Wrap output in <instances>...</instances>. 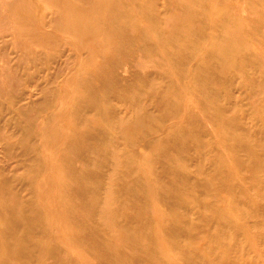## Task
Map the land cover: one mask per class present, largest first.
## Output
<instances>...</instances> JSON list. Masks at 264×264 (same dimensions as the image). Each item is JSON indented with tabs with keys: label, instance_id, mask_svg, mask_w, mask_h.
<instances>
[{
	"label": "rangeland",
	"instance_id": "rangeland-1",
	"mask_svg": "<svg viewBox=\"0 0 264 264\" xmlns=\"http://www.w3.org/2000/svg\"><path fill=\"white\" fill-rule=\"evenodd\" d=\"M149 1L135 10L143 18L137 17L130 41L110 40L96 6L74 3L99 24L92 37L80 29L72 35L93 54L77 57L65 44L22 39L51 60L41 59L35 68L24 59L17 84L6 78L8 87L0 90V264H69L70 254L82 258L80 264H165V253L183 256L182 196L199 184L220 182L219 157L238 153L227 148L226 136L247 130L257 99L248 84L237 88L228 78L242 75L243 67L264 90V0ZM42 5L51 7L47 0H0V13L23 33ZM23 12L29 13L26 25L13 19ZM58 34L69 36L64 29ZM14 56H8L13 68ZM25 67H32L31 79ZM226 105L243 110L245 128L227 121L219 130L223 125L213 117L225 118L219 111ZM227 115L234 121L233 113ZM86 126L98 135L85 134ZM242 155L240 163L221 160L223 166L255 165ZM186 177L195 187H186ZM192 201L199 207L205 202ZM206 212L212 218L214 210ZM234 217L239 220V213ZM211 218H197L199 231L206 253L221 264L231 249ZM156 235L167 252L153 241Z\"/></svg>",
	"mask_w": 264,
	"mask_h": 264
},
{
	"label": "bare ground",
	"instance_id": "bare-ground-1",
	"mask_svg": "<svg viewBox=\"0 0 264 264\" xmlns=\"http://www.w3.org/2000/svg\"><path fill=\"white\" fill-rule=\"evenodd\" d=\"M47 1L51 4V7L43 5L39 7L37 6L33 13L35 18L33 16V23L31 25L32 29L25 30L26 32L23 33L19 30L13 29L11 26H8L7 16L5 13H0V57H3L6 62L9 60V63H6L5 66L0 64V80H2L0 90L2 89L5 91L8 87L9 82L6 78L12 79L11 81L14 84H17V71L18 68L22 67V65H19L24 61V59H28L30 61L33 60L35 68L40 66L41 59H46L47 61L51 60L47 51L30 48V46L25 44L22 39H24V41L27 39H32L33 41H35V39H42L46 42V44H65L64 46L66 48H70V52L75 54L77 57L84 55L86 52L93 54L94 50L92 51L88 49V47H85L72 39V35H75L78 29H80L83 36L92 37V35L96 33V29H99L100 24L102 25L100 27L101 31L108 32L111 38L110 40H121L126 37L128 41H130V37L128 35L130 31L134 30L137 17L143 18L142 15H137L135 10L138 7L145 8L149 0H73L72 4L70 0ZM81 1H84V3H92L96 6L95 10L97 11V14L100 15L97 20L99 24L90 23L87 18L91 16V14L87 11H80V9L74 5V3ZM158 4V1H156L155 5L158 6ZM26 17L29 18V13L27 14L23 12L19 14V16H16V18H12L26 25ZM62 29L66 30L69 36H60L58 31ZM199 32L200 30L198 33ZM102 41L103 40H97L96 43L100 44ZM10 53L15 55L13 61L16 63V67L14 68L10 64L12 58H8ZM25 55H29L30 57H25ZM43 55H45V58ZM243 57L245 58L246 56L244 55ZM50 63L51 62L48 63V66ZM31 68L32 67H25V74L28 79H31L34 75L33 72H31ZM11 70H13V72ZM241 72L242 75H239L236 71L234 75L228 79L233 82V84L237 81V88H243L245 84H248L253 96L256 95L257 99L259 98L258 101H264V90L260 89L261 82L258 84L259 81L247 78L243 67ZM238 76H241V78ZM242 76H245L248 81L244 80ZM96 77L98 76L96 75ZM262 78L264 79V77ZM254 84H256L257 87H255ZM241 92L251 96V93L248 91L245 92L241 90ZM31 93H33V91H31ZM29 96L30 95H27L25 99L30 100L31 96ZM240 98L245 99L243 94L240 95ZM257 99L254 97L255 103L252 105L249 112H246L250 121V125H248L249 127L246 126L247 130H239V132H241L240 137L234 135L226 136L228 139L227 148L230 150L236 148L238 153L233 154V156H230L229 159L223 158L222 156L219 157V163L221 166L215 168V177L220 179V182L215 184V186H212L207 182L199 184L196 189L188 191L182 196V207L184 210L182 212L180 222L181 234L183 237L181 245L183 256L177 259H169L170 256L165 253V255L162 256V261L165 262V264L167 262L168 264H179V259L180 262L182 260L184 264H216V257L213 256L212 258L208 253H206L207 248L205 245L207 240L206 237L201 236L199 231V221L197 218H211V215L207 213L206 210H214L210 222L216 225L217 233L227 235L226 238L228 239V246L231 249L229 252L222 255L220 260L221 264H264V104L259 105L257 103ZM230 103L228 102V104ZM222 108L223 110L219 111V113L226 115L225 118L219 119V117L216 118L212 115L214 118L213 120L219 126L223 125V127H220L219 130L227 125V121L228 123L231 121L232 125L237 126L238 128H245L244 125L246 124L243 122L245 113L243 110L242 113L239 114L237 112V108L228 109V105ZM228 112L233 113L234 121L230 115H227ZM227 118L229 120H227ZM257 119L259 122L263 120L262 125L257 124ZM237 121H240V124H234V122L236 123ZM201 123L202 125L205 124L204 122ZM84 133H92V135L97 136L98 130H92V127L86 126L84 128ZM10 146L12 147L11 144ZM242 152H244L247 161L255 163L254 166L248 165L245 167L240 165L236 168H227L223 166L224 163L222 161L227 163L229 160H233L240 163V161L244 159ZM84 154L85 156L89 154L87 149L84 150ZM239 172H244V176H240ZM184 183L186 187H195L194 183H189L188 177L185 178ZM84 189H86V187H84ZM203 194H205L210 200L206 199V196L203 197ZM197 197H200V200L205 201L202 204V207H205L206 210L197 206L194 201H192ZM211 199L213 203L215 202L213 205L211 204L212 206L209 205ZM220 201H223L222 205H219ZM49 205L51 206V204ZM238 213L240 217L239 220L234 217L235 214ZM155 218L158 219L159 217L155 216ZM142 219L143 221H149L152 218L149 216H143ZM241 219L245 221L242 222ZM192 237H195L197 241L190 244L188 240ZM153 241L158 242L159 250L161 252L164 250L167 252L165 242L159 235H156V237L153 238ZM69 247L71 248V246ZM65 261L69 262V264H80L82 263V258L70 254V256L65 257Z\"/></svg>",
	"mask_w": 264,
	"mask_h": 264
}]
</instances>
